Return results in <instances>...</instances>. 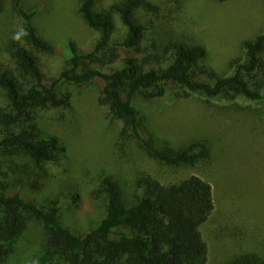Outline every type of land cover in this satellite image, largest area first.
<instances>
[{"label":"trees","instance_id":"trees-1","mask_svg":"<svg viewBox=\"0 0 264 264\" xmlns=\"http://www.w3.org/2000/svg\"><path fill=\"white\" fill-rule=\"evenodd\" d=\"M22 1L0 0V28L6 32L0 46V264H13L33 221L46 230L35 264H206L210 249L202 230L216 207L215 187L199 174L180 172L223 165L236 146L239 163H247V156L259 162L264 131L244 124L241 137L225 133V144L219 146L215 135L203 129L209 120L204 116L202 128L193 129H198L195 137L174 145L161 124L151 122L152 112L163 107L167 96L194 98L208 115L214 109L245 108L264 122V31L244 41L242 56L219 73L202 63L209 54L202 44L174 39L150 44L149 22L169 23L182 0H114L109 8L103 0H73L81 20L100 34L87 52L69 37L57 44L59 36L47 38L50 32L39 23L38 10ZM45 1L43 14L53 27L61 24L62 10L53 0ZM114 14L125 27L121 39L114 38ZM55 52L65 62L50 82L40 56ZM96 79L103 84L99 103L122 123L115 145L122 153L120 164H133L136 173L125 185L103 176L92 196L107 197L106 213L81 235L63 223L58 205L47 207L28 196L42 190L47 166L69 152L67 139L42 129L50 111L64 112L72 104V93L62 86ZM139 160L155 168L136 165ZM240 224L245 237L264 248V218L247 211ZM256 250L228 264H264V249Z\"/></svg>","mask_w":264,"mask_h":264},{"label":"rangeland","instance_id":"rangeland-1","mask_svg":"<svg viewBox=\"0 0 264 264\" xmlns=\"http://www.w3.org/2000/svg\"><path fill=\"white\" fill-rule=\"evenodd\" d=\"M53 2L62 10L63 18L61 24L54 27L52 19L43 14L47 10L44 7V4L47 5L45 0H23L21 3L27 9L38 10L39 23L50 32H45L47 38L59 36L55 39L57 44L61 37H69L79 44L83 52L90 51L100 35L99 32L89 28L81 20L73 0ZM113 2L114 0H103L107 8ZM179 10L169 23L163 22L165 20L149 22L150 44L159 46L164 40L166 43L167 39L202 44L209 51L207 59L202 63L213 67L219 73L225 72L233 59L242 56L244 41L253 39L264 31V0H235L228 3L182 0ZM6 16L8 17L7 14ZM113 17L116 23L114 38L121 39L125 27L118 15L114 14ZM9 21L12 22L11 19ZM5 37V27H2L0 46ZM1 57L2 55L0 59ZM40 57L42 68L51 82L64 65V57L59 52L41 54ZM102 87L99 79L81 86H62L63 91L72 93V104L64 112L50 111L42 129L67 139L69 152L60 162L47 166V178L42 190L28 196L29 200L37 198L39 203L47 207L58 205L63 223L81 235L90 232L106 213L107 197L95 199L92 196V191L99 186L103 176L109 174L125 185L136 173L133 164L125 167L120 164L122 153L117 151L115 145L122 123L114 119L108 108L99 103ZM166 100L163 107L157 106L153 110L151 122L154 125L161 124L166 132L163 133L165 139L174 145H180L195 137L198 129H193L202 128L200 121L206 118L204 116H208L209 120L203 129L209 132L208 135H215L216 144L219 146L225 144V133H229L235 140L241 137L239 131L244 124L264 131V122L258 121L245 108H232L228 113L214 109L208 115L202 111L204 103L198 99L180 100L167 96ZM237 148L238 146L231 158L225 159L223 165L220 164L214 169L198 168L180 172L181 175L199 174L215 187L216 207L202 230L210 249L206 264H228L240 254L264 249L245 237L239 229L247 211L253 212L258 218H264V155H260L262 157L259 162L247 156V163H239L240 149ZM139 163L155 168V164L150 161L139 160L136 165L139 166ZM123 168L132 171L124 172ZM45 239L46 230L38 221H33L30 229L19 241L13 264H35L41 250L44 251ZM58 263L65 264L62 261Z\"/></svg>","mask_w":264,"mask_h":264}]
</instances>
